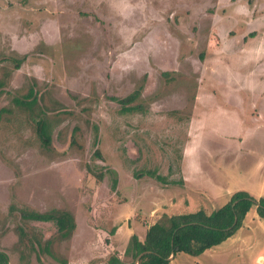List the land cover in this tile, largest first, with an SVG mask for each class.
<instances>
[{
	"label": "rangeland",
	"instance_id": "1",
	"mask_svg": "<svg viewBox=\"0 0 264 264\" xmlns=\"http://www.w3.org/2000/svg\"><path fill=\"white\" fill-rule=\"evenodd\" d=\"M255 86L264 91V0H0L8 264H107L115 254L128 262L132 233L141 239L163 210L211 211L239 190L257 202L264 93L259 109ZM138 87L127 105L116 99ZM25 207L68 211L75 229L61 237L53 221L23 218ZM33 236L42 247L49 240L48 251L31 249ZM97 236L101 248L87 243ZM254 261H264V219L252 206L221 243L167 264Z\"/></svg>",
	"mask_w": 264,
	"mask_h": 264
},
{
	"label": "trees",
	"instance_id": "2",
	"mask_svg": "<svg viewBox=\"0 0 264 264\" xmlns=\"http://www.w3.org/2000/svg\"><path fill=\"white\" fill-rule=\"evenodd\" d=\"M17 64V63H16ZM18 65V64H17ZM140 93V88H135L132 92L118 99L124 106L134 101ZM28 94H32L30 88ZM135 107L134 105H129ZM46 122L36 121V131L44 145L50 143V136L46 132ZM115 181V180H114ZM256 198L243 191H236L230 195L223 204L215 207L211 211H185L172 215L163 214V217L148 224L143 239L136 233L131 235V248L125 252L130 257L128 262L123 261L118 255H111L107 259V264H167L178 252H185L196 255L205 249L221 243L225 238L233 234L242 224L247 212L255 206L257 215L264 219V197ZM23 218L40 221H53L61 237L67 236L75 228V219L71 213L61 209H49L38 211L33 209L20 208ZM21 241L28 237L24 227L18 226ZM69 236V235H68ZM29 246L37 251L47 250V240L43 247L33 236ZM34 243L36 246H34ZM129 244V247H130ZM147 250V251H146ZM135 263L136 256L142 252ZM51 252V251H49ZM52 253V252H51ZM0 264H8V255L0 250Z\"/></svg>",
	"mask_w": 264,
	"mask_h": 264
},
{
	"label": "crops",
	"instance_id": "3",
	"mask_svg": "<svg viewBox=\"0 0 264 264\" xmlns=\"http://www.w3.org/2000/svg\"><path fill=\"white\" fill-rule=\"evenodd\" d=\"M258 76H260L259 74H258ZM261 77V76H260ZM262 78V77H261ZM257 86H255V88L254 89H251V90H249L253 95H255L256 96V102L255 103H257L258 104V102H260V105H259V109H261V106H262V104H263V101L262 100H259V98H261L262 99V96H263V93H264V91L263 92H261L259 95H258V93L261 91H259L258 92V88H256ZM263 90V89H262ZM259 97V98H258ZM240 99H241V101H242V98L240 97ZM261 110H264V109H261ZM260 111V110H259ZM246 130L247 129H249V127H247V128H245ZM250 129H252V130H254L255 128L254 127H250ZM255 130H257V128L255 129ZM250 151H253V150H250ZM258 162H257V164H258V167L256 168H254L253 170H254V172H253V181H254V184H255V186H259V188H257V189H255L256 190V194L257 195H259V196H263L264 195V186H262V185H264V152H262V153H260V152H258ZM260 184V185H259ZM254 186V187H255ZM150 188H151V190H155L154 188H156V186L154 185V184H151L150 185ZM160 189H166L165 187L164 188H160ZM255 192V191H254ZM166 196H168L169 197V195H170V193L168 194V191H166ZM163 202V201H162ZM163 206V205H165L166 206V204H163V203H161V202H159V204H156L155 206H153L154 208L156 207V206ZM152 207V208H153ZM153 210V209H152ZM182 212H185V211H182ZM176 213H180V212H176ZM176 213H169L168 212V210H163L162 212H161V214L163 215V214H167V215H172V214H176ZM248 213V212H247ZM246 217V216H245ZM244 220H245V218H244ZM244 220H243V223H244ZM152 222H154V221H152ZM150 224V223H149ZM148 225V224H147ZM147 225H146V227H145V232H146V228H147ZM76 226V225H75ZM241 227V226H240ZM239 227V228H240ZM119 228V226H117V227H115V228H113V235H119V233H121L120 231H122V230H124V225H122V226H120V228ZM75 229V228H74ZM121 229V230H120ZM91 230V229H90ZM74 231V230H73ZM72 231V232H73ZM93 232H96V231H94V230H91L90 232H86V233H83V234H80V239H76V240H74V242L71 244V249L74 251V243H77V242H79L80 240H82L83 238H84V236L87 234V233H89V234H93ZM129 233H131V232H128L127 233V236H128V234ZM72 234V233H71ZM70 234V235H71ZM145 235V233L143 234V236ZM141 237V239H143L144 237ZM139 237V236H138ZM127 238L125 237V240H126ZM93 243L97 248H101V247H103V246H101V243H100V238L97 236V237H94V239L93 240H91L90 238H88L87 237V243ZM110 244H111V247H115L111 242H110ZM110 247V246H109ZM110 247V248H111ZM83 250L84 249H82V250H80V252H79V255L77 256V258L78 259H81V260H84V259H86L87 258V256L86 255H84L83 254ZM123 251L124 250V248L123 249H121L120 248V251ZM109 252H112V250H108ZM91 253L93 254V252L91 251ZM101 253V252H100ZM113 253V252H112ZM172 255V254H171ZM100 256H101V254H100ZM121 259H123V257H120ZM170 259H172V257L170 258ZM96 263L95 264H104V262H102L101 260H96L95 261ZM69 263L71 264V261H69ZM68 263V264H69ZM106 263V262H105ZM135 263H137L136 261H135ZM72 264H74V263H72ZM75 264H78V263H75ZM83 264V263H82ZM253 264H264V261H254V263Z\"/></svg>",
	"mask_w": 264,
	"mask_h": 264
},
{
	"label": "water",
	"instance_id": "4",
	"mask_svg": "<svg viewBox=\"0 0 264 264\" xmlns=\"http://www.w3.org/2000/svg\"><path fill=\"white\" fill-rule=\"evenodd\" d=\"M146 251H147V250H146ZM146 251H142V252H140V253L136 256V258H135L136 262H137L138 257H139L142 253H144V252H146ZM172 256H173V254H172ZM170 258H171V255H170Z\"/></svg>",
	"mask_w": 264,
	"mask_h": 264
}]
</instances>
